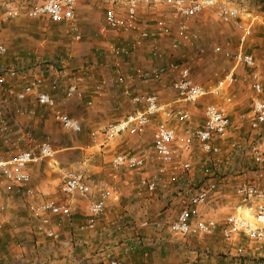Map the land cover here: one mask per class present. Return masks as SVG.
<instances>
[{
  "label": "crops",
  "instance_id": "0c3cea01",
  "mask_svg": "<svg viewBox=\"0 0 264 264\" xmlns=\"http://www.w3.org/2000/svg\"><path fill=\"white\" fill-rule=\"evenodd\" d=\"M118 2L114 6L122 10ZM111 4L112 0H77L74 24L80 32L79 39L74 37L69 21L53 22L44 16L34 18L23 12L0 23V39L7 47V52L0 56V157L11 158L28 148L37 150L46 139L53 150L52 156L28 165L30 179L24 185L0 181V264H107L111 257L126 264H183L196 257H206L208 253L214 263L200 260L198 263L257 264L252 259L258 255L264 257V248L250 246L247 250L248 237L240 235L235 242L237 248L217 251L214 244L211 248H196L189 238L172 234L168 229L187 203L186 198L210 181L216 187L205 203L196 206L193 217H212L218 223L238 201L234 192L238 181L248 180L264 187V166H255L245 150V139L252 133L249 123L254 93L249 82L251 68L234 64L213 50L216 44L236 50L238 30L233 22L230 26L223 22L224 30L215 29L216 25L210 29L211 19L201 22L207 16L203 11L189 23L200 19L191 29L198 34L210 31V38L202 40L207 52L198 53L199 46L195 44V49L193 46L195 41L174 48L172 40L178 21L174 10L164 3L152 10L149 7L143 10L139 5L137 23L147 22L149 35L134 45L136 30L105 26L103 11ZM159 8L164 11L159 12ZM257 10L264 16V9L257 7ZM159 16L165 19L169 31L157 33L153 24ZM240 19L251 21L252 25L242 49L256 56L257 68L264 73V26L247 13ZM52 23L55 25L51 26ZM65 23L69 24L70 33L66 28L58 30ZM68 36L71 40L65 42ZM233 41L237 42L235 47ZM112 45L122 47V52L115 53ZM188 49L194 50L192 57L187 55ZM196 56L201 75L207 77L200 81L199 75L191 74L203 86L215 85L228 70L235 72L236 81L221 92L232 95V101L227 104L230 125L226 137L214 140L219 146L217 153H204L194 145L189 154H181V159L191 161V169L174 174L155 158L152 131L155 122L161 119L178 133L202 125L204 105L181 102L171 86L177 76L174 64L187 63V58L193 61ZM140 69L152 76L148 82L137 74ZM41 72L43 82L26 97L17 98L8 91L9 88L20 90L31 75ZM3 77L7 82L2 81ZM71 82L78 84L82 96L65 94ZM97 84L101 85L99 92L95 90ZM38 90L51 94L58 108L78 119L81 130L72 132L62 128L53 116V109L37 100ZM143 91L157 94L159 102L167 108L184 106L189 110V119H167L163 113H156L144 133H123L109 142L98 133L93 141L92 130L141 108L142 104L133 102L132 97ZM210 101L225 103L224 97ZM198 149L204 157L196 153ZM119 152L144 154V169L114 166L112 159ZM68 171L79 174L91 186L87 197L61 190ZM142 177L155 178V187L148 189L141 185ZM27 187L32 193L25 192ZM105 190L110 192L105 207L90 226L88 206ZM45 199L70 207L69 215L51 216V225L58 234L56 238L39 231L37 220L28 210V204ZM215 233L221 235L219 226L210 235ZM236 250H240L239 257L234 256Z\"/></svg>",
  "mask_w": 264,
  "mask_h": 264
},
{
  "label": "built area",
  "instance_id": "2783aa9c",
  "mask_svg": "<svg viewBox=\"0 0 264 264\" xmlns=\"http://www.w3.org/2000/svg\"><path fill=\"white\" fill-rule=\"evenodd\" d=\"M115 0H112V3ZM141 2L153 6L163 2L169 6L176 15L178 21L174 28V37L172 47L177 48L187 42L193 43L196 34L189 31L188 22L191 18L203 11H211L224 23L233 22L238 30V47L236 50L225 48L220 44L213 47L214 52L221 53L225 58L232 60L234 64H243L251 68L249 72L250 85L253 89V95L250 102L249 123L252 133L245 139V150L250 155L255 166H264V73L257 68V58L251 52L243 51V44L251 34V21L240 19V15L248 14L253 21L260 22L264 26V16L257 11H247L240 4H234L225 0H123L122 10L114 5L104 9L105 26L110 29H121L124 31L136 30L134 45L140 42V39L149 35L147 22L139 25L137 23V9ZM77 0H37L34 3L25 6L11 5L7 6L0 14V23L3 19L13 18L21 13H26L30 17L44 16L53 22L69 21L72 23L74 37L79 39L80 32L77 31L74 21L76 19ZM162 16L154 20L157 33L169 31V26ZM140 28H139V26ZM139 29V31H137ZM115 53H121L122 47L112 45ZM7 52V47L0 39V56ZM205 47L199 46L198 53H204ZM177 71L176 78L171 82L172 88L176 91L179 100L185 104H196L206 94L211 93L220 95L221 92L229 88L236 75L233 69L228 70L215 85L206 88L201 83L196 82L191 74L190 66L186 63L174 64ZM157 73V72H156ZM155 74L154 76H156ZM137 74L148 82L152 76L149 73L137 71ZM43 73L31 75L23 84L20 90L9 88V92L17 98H24L32 91L36 90L43 82ZM2 81L7 82L5 77ZM97 92L101 91V85L95 86ZM67 96H82V91L76 82L68 83L65 88ZM36 98L39 102L46 104L53 109L54 118L60 123L62 128L72 132L81 130V123L78 119L69 116L57 107L54 97L46 91L38 90ZM133 102L142 104L141 108L127 113L123 118L110 120L99 129L92 130L90 135L93 141L97 134L103 136L104 141H112L123 133L141 134L151 122V116L156 113H163L165 118H176L186 121L190 117L189 110L184 106L178 108H167L160 103L155 93H138L132 97ZM225 103L208 102L202 107L203 122L202 125L192 127L185 133H178L170 126L165 119L155 122L152 131L153 152L157 160L163 166L175 174L181 171L191 169L189 159H181V154H189L194 147L204 153H217L219 146L215 139L224 138L227 135L230 119L227 110V104L232 101V95H225ZM90 103V102H89ZM46 139L40 142L37 150H22L11 158L0 157V181H10L24 185L29 179L30 174L28 165L38 162L43 158L50 157L53 154L52 146ZM145 155L141 153L119 152L113 159L114 166H126L137 171L145 167ZM140 184L146 185L148 189H153L156 185L155 178H140ZM216 183L210 181L205 187L200 188L196 193L188 196V201L179 211L176 218L173 219L168 229L175 235H201L211 234L217 226L225 239H230L234 234H241L254 242L264 244V187L248 180H240L235 184L234 192L238 196V201L233 205L232 211L228 213L220 223L215 218H202L196 216V206L205 203L211 190H214ZM61 190L69 193H76L80 196H86L91 191V186L82 179V177L73 172H66L61 184ZM25 192L32 193L27 187ZM109 191L105 190L98 198L92 201L89 206L88 223L94 225L97 216L103 211L106 198L109 197ZM28 210L33 218L37 220L36 228L43 231L46 235L56 238L57 232L51 225V216L56 214L69 215L70 207L68 204L57 202L53 199H45L40 202L28 204ZM56 224H60L58 220ZM107 264H126L124 261L111 257ZM183 264H197L193 261H186Z\"/></svg>",
  "mask_w": 264,
  "mask_h": 264
},
{
  "label": "rangeland",
  "instance_id": "374dc122",
  "mask_svg": "<svg viewBox=\"0 0 264 264\" xmlns=\"http://www.w3.org/2000/svg\"><path fill=\"white\" fill-rule=\"evenodd\" d=\"M35 1H37V0H0V14L3 12V10L7 7V6H11V5H16V6H25L26 4H30V3H34ZM118 1V0H117ZM225 1H227V2H230V3H234V4H240L241 6H242V8H244V10H247V11H250V12H253L252 11V8H254V11H257V12H259L258 10H257V6H256V1H248V0H225ZM122 2H123V0H119V2L118 3H120V5L122 6ZM116 3V0L113 2V5ZM159 3H161V4H163V2H159ZM254 3V4H253ZM140 5H142L143 7L141 8V9H143V10H146L147 9V7H149V8H151V10L153 9V7H156V6H153V5H151V4H146V3H144V2H141L140 3ZM105 9V8H104ZM101 10H103V8H99V11H101ZM159 12H161L162 10L164 11V9L162 8V9H157ZM103 13H104V11H103ZM205 15H207L206 17H205V19L204 20H202L201 22H204V21H207V20H209V19H211V21L209 22V24L208 25H210V29H211V26H213V25H216V27H215V29H217V30H224L225 28V25L223 24V22H221L217 17H216V13H214V12H211V11H205V12H203ZM101 14H102V12H101ZM210 14H212V16L210 15ZM242 15H244V14H242ZM242 15H240V16H242ZM9 20H11V19H7L6 21H9ZM199 21H200V19H193L192 21H191V24L188 22V27H189V31L191 32V33H193V34H196V37L194 38V40L193 41H195V43H193V46H194V49L195 48H197L196 47V45L195 44H197V46H203V47H205L204 45H203V43H202V40H203V38H210V36L211 35H208L209 33H210V31L208 32L205 28H204V30H206V31H201L200 32V34H198L196 31L194 32L191 28H194V25H197V24H199ZM53 25H51V26H54L55 24L54 23H52ZM64 24V23H63ZM227 25H229V23L227 24ZM64 27H58V30H60V29H64V28H66L67 29V32L68 33H70V29H69V24L68 23H65V25H63ZM230 26V25H229ZM230 28V27H229ZM201 30V29H200ZM212 30H214V29H212ZM208 35V36H207ZM66 40V39H65ZM71 40V38L68 36V39H67V41H65V42H69ZM200 44V45H199ZM233 47H235L236 45H237V42L236 41H233ZM190 46H192V45H190ZM244 48V47H243ZM186 52H188L187 53V55L188 56H190V57H192V54H193V52H194V50H186ZM205 52H207V49H206V47H205ZM198 56H196V57H194L193 59V61H192V59H189V58H187L186 60H187V65H189L190 66V69H191V72H192V74H193V77H194V75H199L200 77H199V80L200 81H202L201 79H205V77H207V76H202L201 75V72H200V70H201V68H199V64L197 63V60H196V58H197ZM194 72H195V74H194ZM196 78V77H195ZM206 80V79H205ZM204 81V80H203ZM206 88H209V87H207V86H205ZM227 93H225V94H220V95H214V94H211V93H208V94H206L203 98H201L200 100L201 101H199L198 103H196L197 104V106L198 107H202L206 102H211L210 100L213 98L214 100L215 99H220V100H222L223 99V97H225V95H226ZM230 95H231V93H229ZM214 102V101H213ZM196 104H193V105H196ZM196 151V153H198V154H200L201 152H200V150L198 149V150H195ZM195 154V153H194ZM194 154H192V156L194 157ZM201 156H203L202 154H200ZM196 156V155H195ZM192 157V158H193ZM197 157V156H196ZM204 157V156H203ZM208 157L209 158H214V156L213 155H208ZM195 158V157H194ZM140 171H142V170H140ZM241 234H234L230 239H225L223 236H222V234L221 235H219V234H214V235H210V234H201V235H183V237H185V238H189L190 240H191V244L192 245H194V244H196V248H199V246H202V247H204V246H208L209 248H211V244H214V247H216V249H217V251L218 250H220L221 248H225L226 250H227V248H235L236 246H238L237 244L235 245V242H238V237L240 236ZM241 236H244V235H241ZM246 237V236H245ZM245 241V240H244ZM250 244V245H249ZM252 244V245H251ZM250 246L251 247H258V248H260L261 246V249H263L264 248V244H260V243H257V242H254L253 240H250L249 238H248V240L246 241V248H247V250H250L249 248H250ZM237 248V247H236ZM243 248V247H242ZM252 249V248H251ZM195 250V249H194ZM198 250H200V249H198ZM221 250H223V249H221ZM243 250V249H242ZM244 251V250H243ZM204 252V251H203ZM236 252V255H234V256H236V257H239L238 255L240 254V250H236L235 251ZM242 253V252H241ZM204 254V253H203ZM242 254H244V253H242ZM210 254L208 253V255L205 257H196V258H193V259H191V260H189V261H193V262H196L197 264H201L202 262L203 263H214V259H211V257L209 256ZM198 260H200L201 261V263L199 262L198 263ZM252 260H254V262H256L257 260H261L262 262L264 261V257H262V256H260V255H258V257H253V259ZM257 263V262H256Z\"/></svg>",
  "mask_w": 264,
  "mask_h": 264
},
{
  "label": "trees",
  "instance_id": "16d2710c",
  "mask_svg": "<svg viewBox=\"0 0 264 264\" xmlns=\"http://www.w3.org/2000/svg\"><path fill=\"white\" fill-rule=\"evenodd\" d=\"M248 1H256V2H257V3H256V6H257L260 10L264 9V0H248ZM253 4H254V3H253ZM256 262H257V264H261V263H262L261 260H257ZM256 262H255V263H256Z\"/></svg>",
  "mask_w": 264,
  "mask_h": 264
}]
</instances>
